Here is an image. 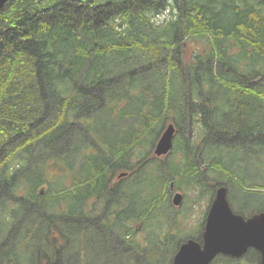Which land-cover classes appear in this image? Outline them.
<instances>
[{
  "label": "trees",
  "instance_id": "1",
  "mask_svg": "<svg viewBox=\"0 0 264 264\" xmlns=\"http://www.w3.org/2000/svg\"><path fill=\"white\" fill-rule=\"evenodd\" d=\"M263 140L264 0L0 9V264H172L203 224L181 235L171 183L210 203L215 179L234 212L260 213ZM211 264L262 263L251 249Z\"/></svg>",
  "mask_w": 264,
  "mask_h": 264
},
{
  "label": "water",
  "instance_id": "2",
  "mask_svg": "<svg viewBox=\"0 0 264 264\" xmlns=\"http://www.w3.org/2000/svg\"><path fill=\"white\" fill-rule=\"evenodd\" d=\"M12 0H0V9ZM176 128L168 124L157 141L154 154L167 156L174 147ZM126 173L118 175L119 178ZM173 187V184L171 185ZM183 195L173 198L175 206H180ZM249 249L258 251L264 264V212L244 217L233 211L228 200L227 186L216 189L204 224L200 240L188 239L176 254L172 264H211L219 255L233 258L243 257Z\"/></svg>",
  "mask_w": 264,
  "mask_h": 264
},
{
  "label": "rangeland",
  "instance_id": "3",
  "mask_svg": "<svg viewBox=\"0 0 264 264\" xmlns=\"http://www.w3.org/2000/svg\"><path fill=\"white\" fill-rule=\"evenodd\" d=\"M160 137H161V135H160ZM159 138H158V140H159ZM231 142L237 143L234 138L232 139ZM178 157H179V155H178ZM246 158L247 159H246V161L244 163V166H245L246 170H248L249 169V165L251 164V162L249 161V157H246ZM263 158H264V154L260 157V160H262ZM163 159H164V157L162 158V161H163ZM121 173H124V171H121ZM248 173H250L249 170H248ZM248 177L250 179L254 178L251 174H248ZM262 177H264V170H262V175L258 174V177L257 178L260 179V180L255 181L254 184H259V185L264 184V181H261L262 180ZM126 180L127 179H123V180H121L120 183L123 184V183L126 182ZM213 180L214 181H212V182H208V183L205 182V185L207 186V190H209V191H211V190H215L216 191L217 188H219V187L222 186V185L216 186L217 185V181L215 179H213ZM113 181H112V187H115V186H117V184H119L118 177L117 176H115L113 178ZM176 181L177 180H175L173 183H171V184H173V187H174V183H176ZM213 185H215V187H213ZM170 189H171L170 190V192H171V200H173L174 196L177 193H181L183 195L181 205L177 209L179 211L177 213V219H179V220L186 213V216L183 217V219H182L183 221L180 220L181 228H179V229H181V235L184 238H187V236H189V235L194 236L196 230L199 228V222L202 219L204 210L206 211L208 209V206H209L210 203L205 200L204 202L199 201V203L194 204L192 201H193V199L195 197H197V195L194 192L188 193L189 191L177 190V189H175V187L174 188H170ZM198 193H199V191H198ZM189 207H191V208L188 211H186V208H189ZM261 212H264V211H261ZM174 225L175 226L176 225L178 226V221H177V223L175 222ZM175 232H176V230H175ZM81 238L83 239L82 236H81ZM188 239H191V238H188ZM118 246H119V248L121 247L117 243H114L113 244V254H114L115 261H117V262H119V261H121V260L124 259L123 256H120L123 253L120 252ZM96 257L97 256H94V257L90 258V261L95 262L96 261Z\"/></svg>",
  "mask_w": 264,
  "mask_h": 264
},
{
  "label": "flooded vegetation",
  "instance_id": "4",
  "mask_svg": "<svg viewBox=\"0 0 264 264\" xmlns=\"http://www.w3.org/2000/svg\"><path fill=\"white\" fill-rule=\"evenodd\" d=\"M175 140V139H174ZM175 145V144H174ZM120 179H122V178H120ZM119 178H118V181L120 180ZM172 185V184H171ZM222 186H225V185H222ZM171 188H174V187H172L171 186ZM227 189H228V192H229V188L227 187ZM216 192V191H215ZM214 196H215V193H214ZM214 196L212 197V200L214 199ZM212 200H211V202H212ZM229 200V199H228ZM211 202H210V204H211ZM230 203V202H229ZM210 204H209V206H210ZM175 206V205H174ZM177 209L179 208V206H175ZM191 207H189V208H186V211L187 210H189ZM208 209H209V207H208ZM208 209L205 211L204 210V213H203V216H202V219L200 220V222H199V224H203L202 225V227L201 228H199L198 229V233H199V239H197V240H200V237H201V235L203 234V232H204V224H205V220H206V215H207V212H208ZM188 214V213H187ZM252 214H250V215H243L244 217H249V216H251ZM186 216V213L182 216V218L180 219L181 221H183L182 219H183V217H185ZM181 246V245H180ZM180 248V247H179ZM250 250V249H249ZM248 250V251H249ZM178 251V250H177ZM256 251V250H255ZM258 252V251H257Z\"/></svg>",
  "mask_w": 264,
  "mask_h": 264
},
{
  "label": "bare ground",
  "instance_id": "5",
  "mask_svg": "<svg viewBox=\"0 0 264 264\" xmlns=\"http://www.w3.org/2000/svg\"><path fill=\"white\" fill-rule=\"evenodd\" d=\"M224 178H227V177H224ZM224 178H222V179H224Z\"/></svg>",
  "mask_w": 264,
  "mask_h": 264
}]
</instances>
